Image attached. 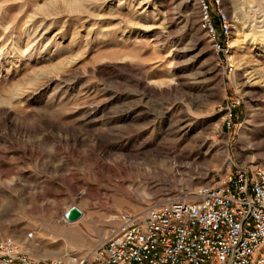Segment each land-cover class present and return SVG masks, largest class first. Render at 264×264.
Returning a JSON list of instances; mask_svg holds the SVG:
<instances>
[{
	"label": "rangeland",
	"instance_id": "1",
	"mask_svg": "<svg viewBox=\"0 0 264 264\" xmlns=\"http://www.w3.org/2000/svg\"><path fill=\"white\" fill-rule=\"evenodd\" d=\"M224 6L233 73L195 0H0V241L44 260L89 251L122 214L264 164V0Z\"/></svg>",
	"mask_w": 264,
	"mask_h": 264
},
{
	"label": "built area",
	"instance_id": "2",
	"mask_svg": "<svg viewBox=\"0 0 264 264\" xmlns=\"http://www.w3.org/2000/svg\"><path fill=\"white\" fill-rule=\"evenodd\" d=\"M199 29L217 66L234 72L233 23L224 0H195ZM241 101H228L222 127L235 128ZM215 184L197 187L183 199L169 200L137 214H122L102 244L53 260L31 256L23 242L0 241L1 264H264V164L232 163ZM213 180L217 178L212 176ZM31 237V236H30Z\"/></svg>",
	"mask_w": 264,
	"mask_h": 264
},
{
	"label": "bare ground",
	"instance_id": "3",
	"mask_svg": "<svg viewBox=\"0 0 264 264\" xmlns=\"http://www.w3.org/2000/svg\"><path fill=\"white\" fill-rule=\"evenodd\" d=\"M242 21H243V20H242ZM245 37H246V36H245ZM196 45L199 46V42H198V41H196ZM232 47H233V46H232ZM255 68H256V67H255ZM253 69H254V68H253ZM257 70H258V69L256 68V70L254 69V70H252V72L249 73V75L251 76L250 78H252V75H254V74H251V73H253V71H256V72H257ZM250 71H251V70H250ZM258 72L260 73V70H258ZM247 73H248V72H247ZM254 73H255V72H254ZM256 74H257V73H256ZM257 75H258V74H257ZM257 75H256V76H257ZM247 77H248V76H247ZM247 77H246V78H247ZM258 77H259V75H258ZM258 77H257V78L254 77V78H255V79H258ZM252 79H253V78H252ZM249 80H251V79H249ZM247 81H248V78H247ZM251 81H252V80H251ZM252 82H253V81H252ZM247 83H248V82H247ZM255 83H256V82H255ZM247 85H248V84H247ZM250 85H251V82H250L249 86H250ZM178 133H179V132H178ZM146 148H147V145H145L144 143H142V144H140V145L138 146V149H139L140 151H143V150H145ZM200 153H201V152H199V151H198V152H195L194 155H192V156H193V157H194V156H195V157H196V156H199V155H201ZM196 158H197V157H196ZM182 160H183V159H182ZM142 163H143V162H142ZM139 164H140V163H139ZM142 167H143V166H142ZM147 167H148V166H147ZM92 196H93V195H92ZM90 197H91V195H90ZM79 198H80V197H79ZM81 198H82V197H81ZM83 198H84V197H83ZM84 200H85V199H84ZM81 211H82V210H81ZM66 212H67V211H66ZM66 212H65V213H66ZM65 213L62 214V215H63V218H62V220H61V221H63L62 223H69V224L73 223V224H74L75 222H77V221L80 220V219H79V220H77V221H75V222H69V221H67V219L65 218ZM84 214H85L84 211H82V217H83ZM88 214H89V213H88ZM57 216H58V215H57ZM59 220H60V219H59ZM82 222H83V221H82ZM85 222H86V220H85ZM73 224H71V225H73ZM63 225H65V224H63ZM75 225H76V224H75ZM75 225H73V226H75ZM73 248H74V247H73Z\"/></svg>",
	"mask_w": 264,
	"mask_h": 264
},
{
	"label": "water",
	"instance_id": "4",
	"mask_svg": "<svg viewBox=\"0 0 264 264\" xmlns=\"http://www.w3.org/2000/svg\"><path fill=\"white\" fill-rule=\"evenodd\" d=\"M65 218L69 222H75L82 218V211L77 207H72L65 213Z\"/></svg>",
	"mask_w": 264,
	"mask_h": 264
}]
</instances>
